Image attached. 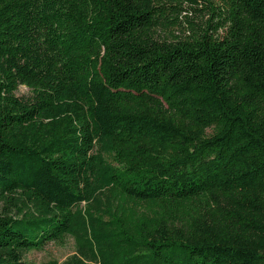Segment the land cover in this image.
Masks as SVG:
<instances>
[{
	"label": "trees",
	"instance_id": "16d2710c",
	"mask_svg": "<svg viewBox=\"0 0 264 264\" xmlns=\"http://www.w3.org/2000/svg\"><path fill=\"white\" fill-rule=\"evenodd\" d=\"M185 1L0 0V264H264V0Z\"/></svg>",
	"mask_w": 264,
	"mask_h": 264
},
{
	"label": "rangeland",
	"instance_id": "374dc122",
	"mask_svg": "<svg viewBox=\"0 0 264 264\" xmlns=\"http://www.w3.org/2000/svg\"><path fill=\"white\" fill-rule=\"evenodd\" d=\"M213 1H218V0H213ZM182 5L184 8L180 16L183 17V20H185L184 19L185 15L196 21H200L202 17L204 20L208 18L207 10L201 12L193 11V9H197V10L204 9L206 3H204L203 0H197V4H194L189 1H185ZM17 95L24 98H30L32 97V92L27 87L20 86L17 91ZM136 209L141 213L148 211L147 206H137ZM8 212L10 213V215H16L18 213L17 210L11 208L10 205L4 202H0V213H8ZM74 253H75L74 240L70 237H67L66 241L61 245L55 243H49L42 251L29 252L28 254H26L24 260L27 263H35V264H40L43 262L55 260L59 264H61L64 261H66L68 258H70L72 255H74Z\"/></svg>",
	"mask_w": 264,
	"mask_h": 264
}]
</instances>
